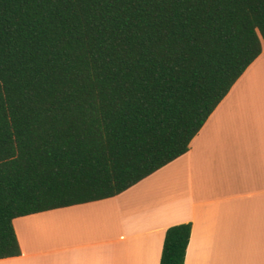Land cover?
<instances>
[{
	"label": "trees",
	"instance_id": "trees-1",
	"mask_svg": "<svg viewBox=\"0 0 264 264\" xmlns=\"http://www.w3.org/2000/svg\"><path fill=\"white\" fill-rule=\"evenodd\" d=\"M264 47V0H0V259L16 218L115 197L181 157ZM191 224L159 264H184Z\"/></svg>",
	"mask_w": 264,
	"mask_h": 264
},
{
	"label": "crops",
	"instance_id": "crops-1",
	"mask_svg": "<svg viewBox=\"0 0 264 264\" xmlns=\"http://www.w3.org/2000/svg\"><path fill=\"white\" fill-rule=\"evenodd\" d=\"M191 224L184 264H264V47L181 157L123 193L14 219L0 264H159Z\"/></svg>",
	"mask_w": 264,
	"mask_h": 264
}]
</instances>
